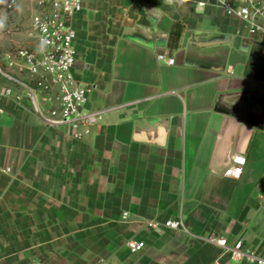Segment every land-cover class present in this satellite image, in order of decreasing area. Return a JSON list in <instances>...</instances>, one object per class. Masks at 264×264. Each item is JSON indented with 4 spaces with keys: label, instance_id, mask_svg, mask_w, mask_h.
Here are the masks:
<instances>
[{
    "label": "crops",
    "instance_id": "obj_1",
    "mask_svg": "<svg viewBox=\"0 0 264 264\" xmlns=\"http://www.w3.org/2000/svg\"><path fill=\"white\" fill-rule=\"evenodd\" d=\"M200 2L84 0L75 71L90 88L86 111L100 115L88 133L51 124L57 102L42 116L0 73V220L18 237L0 244L10 253L0 264H249L212 236L264 255V44ZM28 9L19 0L9 13L24 32L0 39V63L19 77L7 53L38 46ZM235 155L246 158L239 179L225 174Z\"/></svg>",
    "mask_w": 264,
    "mask_h": 264
},
{
    "label": "built area",
    "instance_id": "obj_2",
    "mask_svg": "<svg viewBox=\"0 0 264 264\" xmlns=\"http://www.w3.org/2000/svg\"><path fill=\"white\" fill-rule=\"evenodd\" d=\"M25 1L30 13L28 34L31 39L37 40L38 46H19L7 53V59L19 62L26 77L13 74L1 63L0 73L26 91L36 111L42 116L44 103L57 102V106L50 109V116L47 117L51 124L65 122L71 123L74 128L84 126L88 133L90 127L99 121L100 115L95 111H86L90 88L82 83L75 71L77 30L74 20L83 11L84 0ZM209 2L210 0H206L199 4ZM216 4L229 17L243 21L248 35L264 44V0H216ZM5 5L9 10H16L18 0H7ZM159 59L168 64L176 62L168 53L160 54ZM1 93L19 101L23 98L22 94L14 93L10 87H3ZM245 164V157L235 155L225 174L239 179ZM165 224L171 228L182 227L180 220H168ZM150 225L156 226L153 223ZM210 240L228 252L233 260L264 264V255L246 247L244 239L233 244L226 237L212 236ZM127 245L132 252H139L145 249L146 242L130 239Z\"/></svg>",
    "mask_w": 264,
    "mask_h": 264
},
{
    "label": "rangeland",
    "instance_id": "obj_3",
    "mask_svg": "<svg viewBox=\"0 0 264 264\" xmlns=\"http://www.w3.org/2000/svg\"><path fill=\"white\" fill-rule=\"evenodd\" d=\"M19 1V0H18ZM7 2V0H0V39H8V36L12 35L13 33H22L24 32V30L26 29L25 27H23L22 22H24V19L22 18L21 20L18 21L17 26H13L12 24L9 22V14L12 10L7 9L5 3ZM8 11V12H7ZM27 16H30V13H27ZM22 17V16H21ZM21 21V22H20ZM11 221L8 220H0V230L2 231L1 235H0V244H7V243H13L16 242V239H18V237L16 236H12L9 235V223ZM21 238V242H25V240L27 239V237L22 236ZM2 250V248H1ZM9 252L7 251H0V255L2 258L4 257H8L9 256ZM16 254V253H15Z\"/></svg>",
    "mask_w": 264,
    "mask_h": 264
},
{
    "label": "trees",
    "instance_id": "obj_4",
    "mask_svg": "<svg viewBox=\"0 0 264 264\" xmlns=\"http://www.w3.org/2000/svg\"><path fill=\"white\" fill-rule=\"evenodd\" d=\"M184 26L182 23L180 22H176L174 24V28L171 34V39H170V45L172 46H177L179 43V40L182 36V32H183Z\"/></svg>",
    "mask_w": 264,
    "mask_h": 264
},
{
    "label": "water",
    "instance_id": "obj_5",
    "mask_svg": "<svg viewBox=\"0 0 264 264\" xmlns=\"http://www.w3.org/2000/svg\"><path fill=\"white\" fill-rule=\"evenodd\" d=\"M210 3L216 4V0H210ZM215 42L217 43L218 41H215ZM211 43L213 42H208V43L200 42L201 45H206V44H211Z\"/></svg>",
    "mask_w": 264,
    "mask_h": 264
},
{
    "label": "clouds",
    "instance_id": "obj_6",
    "mask_svg": "<svg viewBox=\"0 0 264 264\" xmlns=\"http://www.w3.org/2000/svg\"><path fill=\"white\" fill-rule=\"evenodd\" d=\"M168 2H171V0H168Z\"/></svg>",
    "mask_w": 264,
    "mask_h": 264
}]
</instances>
